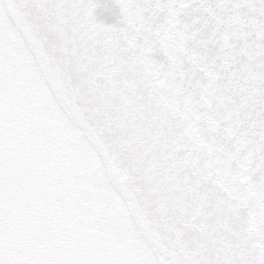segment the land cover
Instances as JSON below:
<instances>
[{"label":"snow or ice","instance_id":"snow-or-ice-1","mask_svg":"<svg viewBox=\"0 0 264 264\" xmlns=\"http://www.w3.org/2000/svg\"><path fill=\"white\" fill-rule=\"evenodd\" d=\"M0 264H264V0H0Z\"/></svg>","mask_w":264,"mask_h":264}]
</instances>
